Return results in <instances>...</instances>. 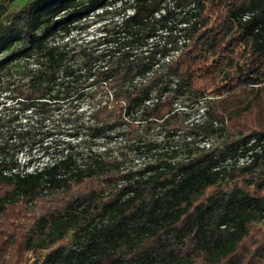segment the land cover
<instances>
[{
	"label": "trees",
	"instance_id": "obj_1",
	"mask_svg": "<svg viewBox=\"0 0 264 264\" xmlns=\"http://www.w3.org/2000/svg\"><path fill=\"white\" fill-rule=\"evenodd\" d=\"M13 1L0 0V264H264V0ZM118 2L130 13L78 70L62 36ZM183 91L196 120L174 107ZM87 94L95 129L125 125L151 163L77 159L70 142L21 163L40 140L29 115L81 124ZM158 123L159 141L137 135Z\"/></svg>",
	"mask_w": 264,
	"mask_h": 264
},
{
	"label": "rangeland",
	"instance_id": "obj_2",
	"mask_svg": "<svg viewBox=\"0 0 264 264\" xmlns=\"http://www.w3.org/2000/svg\"><path fill=\"white\" fill-rule=\"evenodd\" d=\"M26 0H14L9 5V10L12 11L15 8L21 6ZM124 2V1H123ZM128 5H120L119 2L115 7L104 16H95L87 21H80L73 25L72 30L68 35H64L63 42L67 43L68 48L76 53L74 58L77 64V68L82 69L86 65L94 66V64H100L101 57L99 56L102 53V50L110 47L106 41L103 39L105 30L103 29L106 26L107 29L111 31H119L118 22L123 15V13H130L128 10ZM64 34V33H61ZM242 47V46H241ZM21 49V45H16L11 51L7 52L3 56L10 55L13 52H17ZM84 53H90L92 56L88 58ZM88 58V59H87ZM24 65V64H23ZM21 67V63L19 65ZM16 74V73H15ZM21 74L14 76L10 82L11 83H21ZM4 94H0V97ZM109 96H103V99L108 100ZM96 99L90 97L89 94L84 95L81 98V107L83 109L82 118L83 121L81 124H75L76 121L68 122L67 126L63 128H55L50 123H45V128L41 130L39 123L36 124V118L30 116L26 119L29 121L30 125H34L31 130L32 134H35L36 139L32 147L28 150L24 148L22 152L18 153V160L21 163L26 159L27 156H32L33 160H38L40 157H45L44 147L46 143H49L51 148L48 149L49 157H55L60 150V147L65 142H70L75 147V154L77 159L89 155V153L102 154L104 157L114 156L120 157L125 155L127 158L126 167L141 168L143 165L151 163V159L147 157L141 158L138 153L134 152L132 148V141L129 137L128 128L125 125L118 126L111 130L109 135L108 129L106 130H96L91 121H88L86 115L89 112V108L96 103ZM210 99V98H209ZM176 110H179L181 113H184L182 118H185L189 121L198 119V115L201 114L202 106L199 104L193 105L189 100V97L186 96L184 91L180 94V97L174 103ZM70 105L64 104L60 112H56L57 115H62L63 113H69ZM184 111V112H182ZM134 119H139V115L131 117ZM58 116L53 117V121L58 120ZM168 125L165 123H158L157 125L152 126L146 130L138 129L137 135H139L143 141H159L164 138V133ZM97 135V138L94 136ZM29 148V147H28ZM43 155V156H42ZM31 257V255H29Z\"/></svg>",
	"mask_w": 264,
	"mask_h": 264
}]
</instances>
